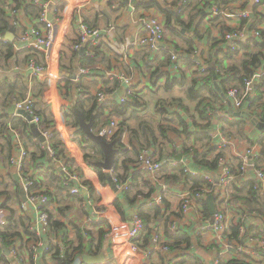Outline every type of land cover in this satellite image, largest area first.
Here are the masks:
<instances>
[{
	"label": "crops",
	"instance_id": "obj_1",
	"mask_svg": "<svg viewBox=\"0 0 264 264\" xmlns=\"http://www.w3.org/2000/svg\"><path fill=\"white\" fill-rule=\"evenodd\" d=\"M141 1L142 0H137V3L134 4L133 0H131V4H128L126 0H91L90 4L83 8L82 13L84 20L88 24L102 30V43L100 41L99 46L97 45L96 47L98 49H92L91 51L94 56V63L92 65L90 63L86 64L83 61V57L86 53L83 54L80 50L77 54H73L71 49L77 39V27L71 23L67 27L63 38L65 41L67 38L66 43H69V45H67L66 49H64L62 53V58H65V60L64 58L62 59L65 68H61L60 70V67H58V70L56 71L57 76L62 78V81L57 83V87L58 85L64 84L65 78H69L70 83H68V86L70 87L72 99H79L85 104V108L87 110L93 106L91 96L95 97L100 91L105 92L107 96L106 100L114 99L115 97L117 102L120 103V99L126 90L121 84L119 86L115 85L114 79L116 78L111 77L109 74L121 72L122 70L125 71L128 75L133 77L139 105L137 107L129 108L121 116L115 115L111 112V110H108L107 113L110 115V119L108 120L109 123L112 121H116L120 125H122V122L126 123L124 125L126 130L122 133L121 137L122 144L124 146H132L131 144L134 142L136 146H138L139 143L147 145L145 143L146 136L144 131L148 129L149 135H151L150 130H152L155 138L158 139V143H156L158 146H152L151 150L154 151L155 157L158 160L164 162L167 158L173 157L174 155L173 159L176 161L177 155L181 154L183 156V161H187V163H189V158L183 153L182 146L185 142L188 146L192 145V143L188 141L191 137L187 134H183V126L179 125V123L175 120V116H173L174 113H178L180 117L185 120L187 124V131H189V133H196L201 130L204 132L208 131L211 135H215L218 131L226 134L222 130V119L229 118V120L233 119L232 122H235V120L239 121L244 118H235L232 116L229 113V101L223 98L224 102L216 101L212 106L213 112L210 119L212 121V128L210 127L211 129H208L207 127H204L207 126V121H203L199 118L196 110L198 102L190 101L186 94V88L192 83L194 78L195 67L187 61H181V66H179L178 71L173 72L171 70V65L168 67L165 65L161 66V52L158 54L150 52L149 58H147L146 52L149 51L144 48L134 46L138 32V24H136V21L139 18L157 16L160 22L164 25L163 15L156 9L142 10L137 8ZM262 1L263 5L258 7L255 5L254 0H235L228 5L226 9L229 12H247L251 15L250 19L252 21V19H258L261 15H264V0ZM0 8L5 10L6 20L13 25L12 29L15 30V34L12 43L14 44L15 54L20 53L18 57H14L9 60H5L0 57V212L2 213L0 216V222L3 223V226L8 224V219L11 217L12 211H15L18 216H25L28 218V226L32 231L34 221L37 217L36 213L25 212L22 208L23 203H25L24 192L22 189V178L11 164L12 159L20 152V145H23L28 152V158L25 163V173L36 180L39 185L38 190L40 192L53 197V203L50 204L49 214L51 212L55 220H58L66 226V230L61 231L60 233H52V231H50L49 234L43 235V240H41L42 245L36 247L32 256L27 250L24 253H19V258L17 257V259L12 257L10 252L8 253L12 247H15L17 251H19L22 245L19 240H15L14 244L9 247V249H6L2 256L7 258L10 264H57L55 260L50 257V255L45 256L47 246L49 244H59L64 241L65 238L68 239L69 237L73 241V244L78 246L81 240L78 239L77 230L75 228H78V225L84 220L86 213L83 209V202H85L86 197L89 195L83 194L82 199H71L67 196V191H61V186H59L57 182V177L64 179L65 183L68 181V177L62 168V165L66 166V160L51 163L52 156L46 148L47 143H43L37 139L31 132V124L28 120L24 116L19 115L17 112L15 113V110L13 109V105L16 106V102L25 100L29 96H32V92H30V90L26 93V97H23L20 92L22 82L21 77L23 76L27 80V77H29L27 69L28 64L26 65L24 62L26 53L21 52L29 48L24 47L26 46L25 44H20L18 45V48H16L15 41L22 32L33 26H37V18L29 16L23 9L14 11L13 8H15V5L10 0H0ZM211 8V5L207 6L206 12L203 13L204 19L202 20L203 24L201 26L202 39H197V49L199 50V53L196 58L204 64L207 63L208 67L213 68L215 66L208 63L209 52L210 54H214L218 50L222 49L223 51L218 54L222 59L223 54H225L227 50L225 42L214 46V40L220 41L222 39L223 25L219 24V22L212 21ZM173 10L177 13L176 8ZM52 12L53 10L51 9L49 17L51 16L53 19ZM193 14H196V11H193L192 15ZM253 14H255V16ZM188 17L189 16L186 15L184 19H188ZM241 19L242 18L238 17H233L231 19L222 17L220 21L226 24L228 28L234 30L245 25L242 24ZM105 21L108 23L105 24ZM260 27L264 28L263 26ZM4 41L6 40L4 39ZM64 46L65 44L63 41V47ZM201 52H205V54L202 56ZM244 53L245 52H241L240 55L242 56ZM158 57H160V60H157ZM239 60L240 58H237L236 61L224 60L223 68L226 69L232 63L238 64ZM147 61L150 62L149 65L147 64ZM159 66L162 67V71L165 73L168 72L172 77L179 79V81H184L185 85L183 87L176 85L168 89V78L166 76L161 79H157L156 76L152 75L153 71H155V69ZM207 66L206 68H208ZM80 69H86L89 73L87 75H83L81 78H77ZM50 84L49 89L44 93L43 97L35 98V102H37L36 104H39L40 107V103H42L43 106H41V109H46V113L48 115H50V112L52 114L54 112V106H52L51 109L50 104L47 102L49 94L50 99L53 97V87L50 88ZM205 97H208V95L206 94ZM57 100L59 101L61 109L62 107L71 106L72 103V100L66 101L63 96H60L59 89L57 92ZM162 104L167 111H160V106ZM234 112L237 111L234 110ZM53 117L56 119L54 114ZM5 118H7L10 122L8 124V130L4 128ZM247 120V124L240 131L237 129H231V132L234 135L237 134L235 135L236 137L233 135L230 136L235 138L240 149L255 148L260 152L261 147L258 143L263 135V132L259 129L260 124H254L252 120ZM25 124H28L30 132L25 130ZM171 128L172 130L176 129L179 134L173 132ZM164 129H167L166 134L168 138H164L162 135V131ZM67 131L69 134L73 133L75 135L78 129L69 126ZM28 132L32 134V137H29ZM238 132L241 134L240 137H238ZM136 137L137 140L134 139ZM7 138L11 139V158L8 154ZM215 140L217 143L219 142V139L215 138ZM243 140H246V143L243 142ZM207 143L208 142L206 140L204 142H199V148H202L201 150L203 152L206 151L205 146ZM251 143L253 145H251ZM73 149L79 154V157L83 159V153L78 143H75ZM175 151H177V153L174 154ZM43 152L46 154L45 158L33 161V156L41 158V153ZM67 154L69 158L72 155L69 150ZM225 154L227 157L231 158L232 162L237 166V162H235V158H233V151L226 150ZM130 156L132 157L133 154ZM77 165L78 167L80 166V169L82 168L79 162H77ZM190 169L193 170L192 168ZM90 170L92 172L95 171L93 167H90ZM77 171L81 172L80 170ZM112 175L114 177L113 172ZM246 181H255L258 185H260L256 178L255 171L250 169L244 179L242 178L234 184V193H236V189H240L242 184ZM183 187H185L184 183L180 186L174 187L172 192L177 193L178 190H183ZM118 193L116 195H118ZM174 193H171L168 196L170 207H177L178 204V198ZM260 193L264 200V194L261 191ZM243 194H246V192ZM94 198L96 202L99 200L98 196ZM234 206L241 213H249L251 216L255 217L250 220L251 233L256 235L257 231L254 230V227L264 229V216L259 214L257 211L250 209L247 203L243 202L241 199H237L236 194H234ZM137 208L128 209V218L124 219L122 217L123 220L131 221L132 217L136 214ZM96 229L94 228V231ZM103 231L105 230L103 229ZM64 233L66 234L62 235ZM256 236L264 238V233ZM27 239L28 238L25 237V241ZM104 243L106 250L97 257H104L105 262L101 264H109L108 261L112 258L111 248L109 245L110 242L107 238H105V235ZM30 246L33 250V246H37V244L31 243ZM85 255L94 256L93 254L88 253ZM205 259L207 262L209 261L208 257ZM81 263L84 264L83 257L74 264ZM186 264H190V262H187Z\"/></svg>",
	"mask_w": 264,
	"mask_h": 264
},
{
	"label": "built area",
	"instance_id": "obj_2",
	"mask_svg": "<svg viewBox=\"0 0 264 264\" xmlns=\"http://www.w3.org/2000/svg\"><path fill=\"white\" fill-rule=\"evenodd\" d=\"M161 1L171 3L173 0ZM225 1L232 2L233 0ZM27 2L41 7L42 12L36 19L37 26H33L22 32L17 37L15 46L18 48V45L25 44L26 46L24 47L43 54L45 64H42L36 58L29 61L27 67L29 80L32 81L36 78L40 82L51 83L50 88L53 87V97L50 99V103L54 106L53 114L63 126V128L55 130L63 140L65 139L64 142L67 145V149L72 153V155L70 154V158L76 160L82 166L81 172H69L65 165H62V168L68 177L66 185L73 183L70 188V194L74 196L81 194L89 195L86 197L85 202H83V209L86 213L84 220L78 225L84 247L87 248L90 245H95L91 238V232L94 231V228L96 229L97 226H100L105 230V238L110 242L111 264H186L188 259L195 260L197 264H237L240 262L264 264V238L250 232V220L255 217L249 213L243 214L237 210L234 206L235 193L233 190V184L242 178L244 179L248 170L253 169L260 183L255 188L264 194V171L256 168V159L261 154V148L259 147L260 152L255 148L240 149L234 137L218 131L214 136L219 139V149L221 151H233V158L239 160L242 164L240 169L241 175L236 176L233 174L231 158L222 157L218 160L217 171L213 176L201 174L207 181H215L218 185L217 188L213 190L205 186L200 190H192L191 187H188L184 190H178L177 193L172 192L174 187L171 188L170 183L164 178L162 174L163 164L155 157L154 151L142 149L138 155V170L145 174L147 180L151 181L154 191L148 197H139L138 208L131 221L123 220L115 204L117 193L112 188V185L110 183L107 185L100 183L96 172H92L90 166L73 149L75 135L73 133L69 134L65 124L62 120H59L62 119L63 112H61V107L57 100V83L62 81V78L57 76L56 71L61 60V46L67 27L71 23L77 27V39L71 49L78 52L85 48L87 56H92L91 50L87 49V46H96L103 38L102 30L92 27L83 17L82 10L90 4L91 0H61V2H57V0H27ZM254 3L258 7L263 5L262 0H254ZM61 5L65 6L63 12L60 10ZM225 7L213 5L211 8L212 16L221 15L226 19L238 17L248 22L251 21L249 13L229 12ZM182 8L183 3L181 2L178 4L176 11L179 12ZM51 9L53 10L52 20L49 19ZM136 24H138V32L135 47L144 48L156 54L161 49L167 48L161 46V44L166 43L165 28L157 16L139 18ZM56 26L57 30H55ZM260 29L262 28L259 26L258 29L251 31L249 26L245 24L239 29L227 32L224 37L226 50L235 51L238 42H247L250 39L261 40ZM1 41H4V36L0 34ZM179 60L180 55L174 53L172 55L171 66L173 72L178 71ZM195 62V70L198 72V76L204 77L206 66L197 58ZM88 73V70L80 69L77 78ZM109 75L116 78L126 90L120 99V104L131 102L136 96L133 77L123 70ZM263 75L264 68H261L244 81L241 89L232 88L228 91L226 100L230 101L235 111L250 112L248 102L256 95L255 87L260 83ZM96 96L100 103L107 99L103 91L98 92ZM34 104V97L29 96L25 100L16 102V110L27 112L33 118V122L39 126L41 118L36 113ZM212 112L213 110L211 109L210 113ZM119 126L116 121H112L110 125L102 128L98 135L110 139L119 131ZM41 132L46 137V143H48L52 138V133L48 131ZM125 148L129 151L132 150V147L128 145ZM48 151L53 157L54 152L49 146ZM27 158L28 152L23 145H20V152L12 159L11 164L22 178V189L27 199L22 205L23 210L37 214L32 231L38 236H43L49 234L51 231L50 199L46 194L40 192L38 189H34L36 184H34L31 176L24 175ZM182 163L186 166V172L193 176L200 175L188 167L187 161L182 160ZM88 182L96 189L97 196L99 197L97 202L89 194V187L86 185ZM114 183L118 188V192L129 189L130 181L120 183L114 177ZM171 193H174L178 198L177 207H170L164 211L161 218L153 222L151 226L153 228L151 240L147 247H143L141 243L137 244L136 240L140 238L145 229V222L139 216V207L146 204L148 207L158 206L165 208V200L168 199ZM211 195L214 196L216 213L214 215H210V213L206 215L203 202L208 200V197ZM1 215L2 213L0 212ZM4 226L0 222V231ZM235 227H239L237 237L233 231ZM166 228L174 235L183 233L192 234L193 239L197 243L199 241L197 248L195 250L190 249L185 244L179 247L171 246L172 242L165 232ZM36 244L37 246H33V251L36 250V247L42 245V242ZM56 245L60 248L61 254H65L67 249L76 247L70 237ZM10 254L17 259L18 251L15 247L10 248ZM82 257L76 258L74 263ZM206 257L209 259L208 262L205 259Z\"/></svg>",
	"mask_w": 264,
	"mask_h": 264
},
{
	"label": "trees",
	"instance_id": "obj_3",
	"mask_svg": "<svg viewBox=\"0 0 264 264\" xmlns=\"http://www.w3.org/2000/svg\"><path fill=\"white\" fill-rule=\"evenodd\" d=\"M14 3L15 8H13L14 11H19L20 9H23L26 14L29 16H32L34 18H38L41 15L42 9L41 7L35 6L33 3H28L27 0H10ZM233 0L232 2H234ZM183 3V8L175 13L174 8H178L179 3ZM232 2H226L225 0H173L171 3L168 2H162L161 0H142L138 4V9L142 10H150V9H156L158 12H160L163 15L164 20V28H165V41L168 44L166 49H161V66H172V55L175 53L177 55H180V60L178 63V69L179 66H181L182 62H188L194 67L196 66L195 58L199 53V50L197 49V39H202L201 35V26L203 24L204 15L203 13L206 12L207 6H213V5H219V6H228ZM263 2V1H262ZM225 7V8H226ZM224 8V9H225ZM65 9L64 5L60 6V10L63 12ZM196 11V14L192 15V12ZM5 10L0 8V34L5 36L7 32H9L13 25L10 24L9 21L6 20L5 17ZM188 15V19H184ZM255 16V14H253ZM212 21L219 22V24L222 26V39L220 41L214 40V46L224 43L225 42V34L229 31H231V28H228L226 24L221 22L222 19L221 15H218L216 17L212 16ZM242 24H246L249 26V29L252 31L254 29H258L259 26L264 27V15H261L258 19H252V21L248 22L245 19H241ZM261 31V40L258 39H250L247 42H238L237 43V49L235 51H226L225 54H223V58L221 59L219 57V53L223 50H218L214 54H210L209 52V59L208 63H210L212 66L215 67H208L207 63L204 65L208 68L205 69V75L204 77H199L198 72L194 71V78L192 80V83L186 88V94L190 101L198 102L197 105V112L199 115V118L203 121H207V127L208 129L212 128V121L210 110L212 109L213 104H215L216 101L218 102H224V99L221 97V94L217 91L214 85V76L216 75L218 77V83L225 95V97H228V91L232 88H239L241 89L244 85V81L247 78H250L252 74L261 69L264 68V28L260 29ZM170 36L173 38L174 41L170 40ZM178 39V40H177ZM102 43V40H101ZM100 44V43H99ZM98 44V46H99ZM226 46V42H225ZM97 46L89 45L87 46V49L91 50L98 49ZM73 51V50H72ZM241 52H245L240 55ZM21 53H26L25 57V63L26 65L29 63V61L33 58L38 59L42 64H45L44 56L42 53L35 51L33 49H27L25 51H22ZM78 52L73 51V54H77ZM149 52H146L147 58H149ZM20 53L15 54V48L14 44L9 41H1L0 42V57L4 58L5 60L13 59L14 57H18ZM92 56H84L83 61L87 64L90 63L91 65L94 63V56L91 52ZM205 52H201V55L203 56ZM99 55V54H98ZM212 55V56H211ZM64 58V57H63ZM60 60L59 67L65 68L62 59ZM237 58H240L238 61V64L232 63L230 64L226 69L223 68V61L224 60H230V61H236ZM65 60V58H64ZM157 60H160V57L157 58ZM147 64L149 65L150 62L147 61ZM159 66L155 71H153L152 75L156 76L157 79H161L163 77L168 78V85L167 88L170 89L173 86L179 85L184 86L185 82L177 79L176 77H172L170 73H165L162 71V67ZM82 77V76H81ZM80 77V78H81ZM28 80L25 77H21V88L20 92L23 97H26V93L32 92V96L35 98L37 97H43L44 93L49 89V83L48 82H40L38 79L34 78L32 81L29 80V77H27ZM63 87L62 85H58V89L60 90V93L63 94V98L66 101H71V106L64 107L63 108V116L65 119H67V123L71 127H75L78 129L77 133L75 134L74 142L78 143L82 155L83 160L90 166L95 169V172L98 175L99 181L102 185L108 184V176L107 173L103 171V169L96 167V163L100 162L104 159V154L101 150V148L89 140L84 133L80 130V122L79 118L75 113V109H78L82 112L87 122L91 120V117L95 115V123L93 130L96 134L99 133V131L104 128L105 126H108L111 124L109 123L110 115H108V110H111L112 113L115 115H123V113L128 110L131 107H137L139 105L138 103V97L135 96L134 99L127 103V104H120L115 99H108L104 102H99L97 96H91V101H93V106L90 109L85 108V104L81 102L79 99L74 100L71 97L70 94V87L68 86V83H70L69 78L64 79ZM115 85H120L119 81L117 79H114ZM36 86V90H35ZM255 93L256 95L251 99V101L248 102L249 106V113L251 115L256 116L261 123L264 124V75L260 79V83L255 87ZM208 95V97H205V95ZM35 102L34 107L36 110V113L41 118V123L39 124V128L41 131L46 132L47 130H51L52 138L48 141L47 145L52 149L54 152V156L51 157L52 161L51 163H54L55 161H62L66 160V167L69 172H75L77 170H80V167L77 165V161L74 159H70L68 157V149L66 143L60 138L59 133L55 130L56 127V121L53 117V114L50 112V115L46 113V109H41V106H43L42 103L36 104ZM160 111L164 112L167 111L163 104L160 106ZM175 120L179 123V125L183 126V134L188 135L189 138L188 141L192 143V145L188 146L185 142L182 146L183 153L187 155L189 158L188 167L192 168L193 171L199 173L198 176H193L192 174L186 172V166L181 162L178 163L174 161V155L173 157L167 158L164 162H160L163 164V176L164 178L170 183V187H177L184 183L185 187H183V190L191 187L192 190H200L203 187L207 186L212 188L213 190L217 188V183L215 181L209 182L207 181L201 174H208L210 176H213L214 173L217 171V163L218 160L222 157H227L225 154V151H221L218 147V143L215 140V136L211 135L204 131H198V132H190L187 131V124L185 120L180 117L178 113H174ZM233 120V119H232ZM232 120H229V118L222 119V130L227 135H237L233 134L231 132V129H237L240 131L244 128V126L247 124V119L242 120H235V122H232ZM108 122V123H107ZM9 120L7 118L4 119V128L8 130V124ZM125 122H122V125L119 126V131L110 139H107L108 141H114L115 142V148L119 150L118 152V159L117 164L114 171V177L118 179V182L120 183H126L127 181H130L129 189L127 191H120L117 195L116 199V207L118 211L121 213L122 217L124 219L128 218V209L137 208L139 197H148L150 193L154 191V187L151 184V181L146 179V176L144 173L138 170V155L142 149H151L152 146H158L156 143H158V139L155 138L152 130H150L151 135H149L148 129H146L145 136H146V144L143 145L139 143L138 146L132 142V150H126L125 146L122 144V133L126 130L125 128ZM211 127V128H210ZM25 130L30 132V128L28 124H25ZM204 129V128H203ZM172 130V128H171ZM175 133H178L176 129L172 130ZM28 132V133H29ZM49 132V131H48ZM167 129H164L162 131V135L164 138H168ZM135 133V132H134ZM1 134V132H0ZM179 134V133H178ZM209 134V135H208ZM32 134L29 133V137ZM241 134L238 132V137H240ZM236 137V136H235ZM137 140V137L134 138ZM207 141L206 151L203 152L199 148V142ZM138 143V141H137ZM261 147V154L259 158L256 159V168L262 169L264 171V132L260 139V142L258 143ZM46 145V148L48 149ZM251 145H253L251 143ZM7 149L8 154L12 155V144L11 139L7 138ZM133 156L131 157L130 155ZM177 153V151L174 152V154ZM46 154L43 152L41 153V158H36L33 156V161H38L39 159L42 160V158H45ZM235 162H237V166L235 163H233V174L236 176L241 175V167L242 164L239 160L235 159ZM10 162V161H9ZM24 175L28 176L27 173H24ZM32 180H34L35 187L34 189H38L39 185L36 182L34 178L31 177ZM57 182L59 186H61V191H67V196L71 199H82L83 194L74 196L70 194V188L73 183H69L66 185L64 179L57 177ZM235 184V183H234ZM233 184V187L235 185ZM86 185L89 187V194L92 197H97V192L95 187L91 183H86ZM255 186H257V183L255 181H249L244 182L242 184L241 188L236 189V198L241 199L243 202L247 203V205L250 207V209H253L257 211L259 214L264 216V200L262 198V195L259 191V189H256ZM69 190V191H68ZM172 190V189H171ZM246 192V194H243ZM45 194V193H44ZM240 194V195H239ZM50 202L49 204L53 203V197L46 194ZM242 195V196H241ZM240 196V197H239ZM82 201V200H81ZM203 207L206 215H209V206L207 200L203 202ZM170 208V203L168 202V199L165 200V208H161L158 206H151L148 207L146 204H143L139 207V216L143 219L145 222V229L143 233L141 234L140 238L136 240V243H141L143 247H147L151 240V235L153 228L151 227L153 222H156L159 218L162 217V214L164 211L168 210ZM50 222H51V231L52 233H60L61 231L66 230V226L62 223H60L58 220L54 219L53 214L50 212ZM77 230L78 239L81 240L78 244V246L73 247L71 249H67L65 254H61V250L57 245H51L49 244L47 247V251L45 256L50 255V257L55 260L57 264H73L79 256H84L86 253L93 254L94 256H99L100 254L105 252V243H104V235L105 231L100 226H97V229L95 231L91 232V238L92 241H94L95 245H90L89 247L85 248L83 243V238L80 235V230L78 228H75ZM238 230L239 227H235L233 229L234 235L238 236ZM254 230L257 231L256 235H261L264 233V229L255 228ZM166 234L169 239L171 240V246L173 247H179L181 245H186L187 248L190 249H196L198 243L193 239L192 234L183 233L180 235H174L169 230H165ZM66 233L62 234L65 235ZM0 237H1V243H0V264H10V262L7 260V258L3 257L2 254L4 249H9L11 247L15 240H19L22 245L18 251V257L19 253H24L26 250L30 253L32 256L34 254L33 250L31 249L30 244L31 243H40L43 240L42 236H38L36 233L31 231V228L28 226V218L25 216H18L17 213L12 211L11 217L8 219V224L3 227V229L0 231ZM25 237L28 239L25 241ZM67 240V238H65ZM108 260V259H107ZM109 264H111L112 260L109 259ZM233 263V262H231ZM237 264H247L244 262H240Z\"/></svg>",
	"mask_w": 264,
	"mask_h": 264
},
{
	"label": "water",
	"instance_id": "obj_4",
	"mask_svg": "<svg viewBox=\"0 0 264 264\" xmlns=\"http://www.w3.org/2000/svg\"><path fill=\"white\" fill-rule=\"evenodd\" d=\"M137 0H133V3H137ZM57 2H61V0H57ZM126 2L128 4H131V0H126ZM132 3V4H133ZM50 20H52V17H49ZM14 34H15V30L12 29L10 32H8L5 36L4 39L6 41L12 42L14 40ZM161 46L163 48L167 47L166 43L161 44ZM81 53H85V48L81 49ZM214 85L215 88L217 89V91L219 92V94H221L222 98H224L226 100V97L218 83V77L214 76ZM229 105H230V110L229 113L234 116L235 118H244V119H249L252 120L253 123H258L259 125V129L264 132V124L260 123V120L256 117H254L253 115L247 113V112H234V109L231 106V103L229 101ZM13 109L15 110V113L17 112L19 115L24 116L28 122L31 124V132L32 134L39 139L40 141H42L43 143H46V137L43 135V133L41 132V130L39 129L38 125L36 123L33 122V118L25 111H16V106L13 105ZM76 115L79 118V122H80V129L81 131L84 133V135L91 140L92 142H94L95 144H97L103 154H104V160L97 162L96 163V167H99L101 169H103V171L107 172V176H108V182L112 185V188L114 189V191L116 193H118V188L116 186V184L114 183V177L112 175V172L115 171V167L117 164V159H118V152L119 150L117 148H115V142L114 141H108L106 138H104L101 135H98L94 132L93 127H94V123H95V116L91 117V120L89 122L86 121L84 115L82 114V112L78 109L74 110ZM262 126V127H261ZM183 160V156L177 155L176 157V161L177 162H182ZM85 193V192H84ZM24 200L27 201L26 196H24ZM208 206H209V210H210V215H214L216 213V207H215V203H214V196L211 195L208 197ZM6 250V249H4ZM10 251H8L9 253ZM83 260H84V264H101L103 262H105L104 257L100 256H90V255H84L83 256Z\"/></svg>",
	"mask_w": 264,
	"mask_h": 264
},
{
	"label": "rangeland",
	"instance_id": "obj_5",
	"mask_svg": "<svg viewBox=\"0 0 264 264\" xmlns=\"http://www.w3.org/2000/svg\"><path fill=\"white\" fill-rule=\"evenodd\" d=\"M108 22L107 21H105V24H107ZM92 26V25H91ZM92 27H94V26H92ZM107 27H108V25H107ZM55 30H57V26L55 27ZM170 39L172 40V41H174L173 39H172V37L170 36ZM64 41V44H65V46L63 47V44H62V46H61V53H60V59L62 58V53H63V51H64V49H66V47H67V45H69V43H66L67 42V38H66V41L65 40H63ZM97 46V45H96ZM62 87H63V85H62ZM59 94H60V96L62 97L63 96V94H61L60 93V90H59ZM64 101V100H63ZM47 102L50 104V106H51V109H52V106H53V104L52 103H50V94H49V97H48V100H47ZM58 103H59V101H58ZM58 103H56V104H58ZM59 105V104H58ZM49 106V107H50ZM61 112H63V107H62V109H61ZM59 120H62V122L65 124V126L67 127V129L69 128V125H68V123H67V119H65L64 118V116L62 117V119H59ZM55 121H56V128H58V129H60V128H63V126L61 125V123H59V121H57V119H55ZM55 128V129H56ZM47 131H49V132H51V130H47ZM246 140H243V142H245ZM248 142V141H247ZM246 143V142H245ZM249 143V142H248ZM188 262H190V264H193V263H195L196 264V262H195V260H193V259H188Z\"/></svg>",
	"mask_w": 264,
	"mask_h": 264
}]
</instances>
